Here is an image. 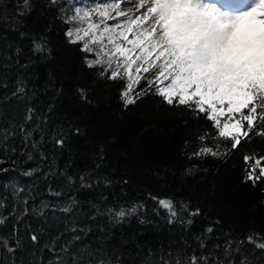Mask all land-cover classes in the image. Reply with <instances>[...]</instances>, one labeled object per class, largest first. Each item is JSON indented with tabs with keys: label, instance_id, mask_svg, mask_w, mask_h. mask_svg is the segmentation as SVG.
<instances>
[{
	"label": "snow or ice",
	"instance_id": "obj_1",
	"mask_svg": "<svg viewBox=\"0 0 264 264\" xmlns=\"http://www.w3.org/2000/svg\"><path fill=\"white\" fill-rule=\"evenodd\" d=\"M232 2L46 0L43 10L62 26L63 41L83 53V64L96 81L122 84L124 110L149 94L171 109L182 108L185 123L192 121L197 145L186 153L187 159L212 158L226 164L256 138L264 140V0H251L243 11H233ZM16 8L12 23L0 17V88L11 87L9 94L0 96V107L15 103L24 108L19 123L0 114V264H254L249 247L264 254V235L250 233L238 239L225 233L221 240L216 235L219 220L197 234L189 233L190 239L181 237L175 248H136L139 260L130 259L123 240L112 242L114 229L133 219L150 224L152 216L190 230L204 215L190 201L149 194L156 205L152 209L144 202L110 201L100 190L112 186L109 177L91 171L73 175L56 165L55 156L47 171L38 166L19 173L42 179L43 195L52 199H38L35 186L27 187L15 176L2 179L10 171L6 162L15 164L16 157L32 161L36 156L47 162V145L53 151L64 150L70 136L82 134L71 122L67 129L49 124L51 101L45 108L30 103L41 93L27 73L36 60L51 58L49 32L54 29L46 26L35 35L22 31L17 21L31 14L32 0H18ZM5 28L29 41L24 62L20 59L24 50L9 42ZM13 67L17 75L10 85L7 73ZM49 77L44 92L51 89L53 96L63 95V86L52 73ZM75 94L81 103L92 105L87 87H76ZM189 143L186 140L184 147ZM103 151L101 147V160ZM241 159L243 183L254 188L264 184V154L249 150ZM198 167L193 164L185 171L191 174ZM260 191L264 194V188ZM82 193L94 196L81 199ZM260 203L264 206V200ZM30 216L45 220V226L47 217H58L64 221L63 229L50 238L43 230L30 229L26 245L19 226ZM214 236L218 242L210 244Z\"/></svg>",
	"mask_w": 264,
	"mask_h": 264
},
{
	"label": "trees",
	"instance_id": "obj_2",
	"mask_svg": "<svg viewBox=\"0 0 264 264\" xmlns=\"http://www.w3.org/2000/svg\"><path fill=\"white\" fill-rule=\"evenodd\" d=\"M18 0H0V17L6 16L9 23L15 15ZM33 11L23 20L17 21L21 30L32 35L41 33L46 26L54 31L49 32L51 41V58L45 61L36 60L27 75L36 85L40 95L30 103L38 108L52 103V111L46 113L53 128L67 129L69 122L81 128L80 136H70L64 150L53 151L46 146L49 161H42L39 156L32 161L16 157L17 163L6 162L4 166L10 171L2 174L4 181L17 177L25 186H35L38 199H52L43 195L46 183L42 179L28 178L19 175L20 171L40 167L47 171L48 165L55 156V163L61 170L73 175L82 172H93L109 177L113 184L110 188L100 190L109 196V200L127 202H144L149 209L156 207L149 194L161 198L168 197L177 201H190L193 207H199L204 215L196 218V224L188 231L169 226L164 220L152 216V223L139 224L133 219L128 225L113 231L112 242L121 240L128 246L130 259L139 260L136 248L157 249L161 245L173 248L180 243V238L190 239L189 233L197 234L210 221L219 220L216 235L223 239L225 233L235 238H243L250 233L264 235V194L257 187L243 183L244 152L254 150L264 154V140L256 138L251 144L242 148L228 163L208 158L205 160H188L186 153L197 145L193 136V124L188 120L182 108L171 109L161 103L155 95L141 98L127 110L120 101V83H105L95 80L94 73L83 64V53L75 46L65 43L60 35V28L55 20L44 12L46 0H32ZM41 6L39 9L36 6ZM3 34L10 43L22 47L24 62L31 47L27 39H20L7 28ZM52 73L59 85L63 86V95L53 96L51 89L44 92ZM17 70L7 73L9 84L16 78ZM88 88L92 105L81 103L75 88ZM9 89L0 88V96L7 95ZM0 114H7L8 120L19 123L24 114L23 105L15 103L9 107H0ZM190 141L187 148L184 142ZM103 148V160L99 159V149ZM99 164V169L96 165ZM197 164L191 174L185 169ZM127 180L128 183H123ZM55 183L56 181H50ZM93 193H82L80 198L87 199ZM85 211L87 208L85 207ZM54 221H56L54 223ZM15 223V222H13ZM64 221L58 217H47L45 220L26 217L20 224L21 238L29 244L27 232L43 230L50 238L62 230ZM10 228L11 225L6 226ZM218 242L214 236L209 243ZM95 243V241H93ZM248 255L254 264H264V254L249 247ZM45 258L49 254L44 252Z\"/></svg>",
	"mask_w": 264,
	"mask_h": 264
},
{
	"label": "rangeland",
	"instance_id": "obj_3",
	"mask_svg": "<svg viewBox=\"0 0 264 264\" xmlns=\"http://www.w3.org/2000/svg\"><path fill=\"white\" fill-rule=\"evenodd\" d=\"M235 2H238L240 5L239 6H237V8H232L233 6L232 5H229L231 8H232V10L233 11H243L245 8H247V7H249L250 6V3H247L246 5H244L245 3H243V1L241 0V1H239V0H234L233 1V3H235Z\"/></svg>",
	"mask_w": 264,
	"mask_h": 264
}]
</instances>
